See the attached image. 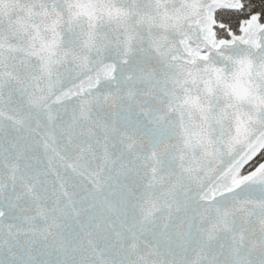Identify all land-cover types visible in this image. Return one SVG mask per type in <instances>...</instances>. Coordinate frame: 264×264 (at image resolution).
Segmentation results:
<instances>
[{"label":"snow or ice","instance_id":"1","mask_svg":"<svg viewBox=\"0 0 264 264\" xmlns=\"http://www.w3.org/2000/svg\"><path fill=\"white\" fill-rule=\"evenodd\" d=\"M0 264H264V0H0Z\"/></svg>","mask_w":264,"mask_h":264}]
</instances>
